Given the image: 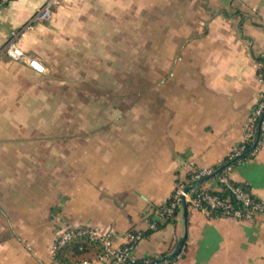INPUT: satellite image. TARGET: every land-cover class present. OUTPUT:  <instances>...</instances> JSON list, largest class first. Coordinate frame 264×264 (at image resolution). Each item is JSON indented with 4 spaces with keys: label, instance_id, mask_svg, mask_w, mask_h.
I'll return each mask as SVG.
<instances>
[{
    "label": "crops",
    "instance_id": "0c3cea01",
    "mask_svg": "<svg viewBox=\"0 0 264 264\" xmlns=\"http://www.w3.org/2000/svg\"><path fill=\"white\" fill-rule=\"evenodd\" d=\"M45 1L0 0V264H111L89 236L54 257L58 232L77 225L115 245L141 229L136 258L184 237L177 264H264V214L186 206L155 229L146 219L176 180L212 171L242 143L264 91V0H61L32 20ZM28 21L16 42L42 71L4 51ZM136 64L161 68L157 89H127ZM228 175L264 199V138Z\"/></svg>",
    "mask_w": 264,
    "mask_h": 264
},
{
    "label": "built area",
    "instance_id": "2783aa9c",
    "mask_svg": "<svg viewBox=\"0 0 264 264\" xmlns=\"http://www.w3.org/2000/svg\"><path fill=\"white\" fill-rule=\"evenodd\" d=\"M1 1L8 2L10 0ZM60 2L61 0H46L43 5L34 12L32 20L42 21L48 19L51 15L52 6ZM29 27H31V21L26 22L20 29L13 31L11 33L12 36L7 40L4 46V51L8 57L15 60H24L35 70L42 71L44 65L35 57L26 53L16 42V37L23 34ZM258 78L262 80L260 74H258ZM262 129H264V91L261 92L257 106L249 117L242 143L231 153L230 157L241 152L245 146V141L251 140L252 144L255 143L256 146L257 135ZM230 169L231 165H227L224 169V173L218 175L216 178L218 184H224L231 190L233 195L241 202L240 206L233 205L230 201V196L223 197L214 191L216 188L205 185L204 182L206 180L194 186L186 193L184 188L188 183L211 171L203 170L200 172H192L189 180H176L170 195V200L167 204H164L162 207L156 206L153 208L152 215L146 217L148 228L155 229L158 224L174 216L175 209L182 208L183 197L186 200V206L201 209L206 213L215 212V215L249 218L258 214H264V199L255 195L248 187L233 183L228 175ZM86 236L99 241L101 245L99 257L106 259L111 264H140L136 260L137 258L130 254V251L135 243L143 236V231L141 229L128 230L124 234L125 240L121 244L115 245L112 235L108 232H98L87 225L65 226L56 235L51 247L52 254L55 255L58 250L64 248L69 242ZM177 255L172 259L157 264H177Z\"/></svg>",
    "mask_w": 264,
    "mask_h": 264
},
{
    "label": "trees",
    "instance_id": "16d2710c",
    "mask_svg": "<svg viewBox=\"0 0 264 264\" xmlns=\"http://www.w3.org/2000/svg\"><path fill=\"white\" fill-rule=\"evenodd\" d=\"M257 60L261 63V65L258 67V70H257V73L260 74L262 80L264 81V55H259L257 56ZM264 138V129H262L259 134L257 135V142H256V145ZM245 146L244 148L241 150V152L237 155H234L232 157L228 156L226 157L221 163L215 165L213 168H212V171H215V170H218L216 172V174L213 176V177H217L218 175L220 174H223L224 173V169L227 165H234L236 160H240V159H244L246 157H248L249 155H251L252 153V150L249 151V152H246L244 153L243 155H241L244 151H246L252 144L251 140H248V141H245L244 142ZM241 155V156H240ZM195 172V171H193ZM230 180L233 182V183H238V182H235L233 181L231 178ZM238 184H241V183H238ZM221 185V187H220ZM244 185L245 187H247L245 184H242ZM215 192L219 193L221 196L225 197V196H230V201L233 203V205L235 206H240L241 202L233 195V193L231 192V190L226 187L224 184H219V187L216 188V190H214ZM170 200V197L163 203V204H160L158 205L159 207H162L164 204H167ZM180 208H176L175 209V214L179 211ZM174 214V216H175ZM210 214H216L215 212H211ZM174 216L172 217H169L167 219L170 220L172 219ZM63 249V248H62ZM58 250L56 253H55V256L56 258H60V251L62 250ZM153 259V257H138L136 260L140 263V264H148V262Z\"/></svg>",
    "mask_w": 264,
    "mask_h": 264
},
{
    "label": "rangeland",
    "instance_id": "374dc122",
    "mask_svg": "<svg viewBox=\"0 0 264 264\" xmlns=\"http://www.w3.org/2000/svg\"><path fill=\"white\" fill-rule=\"evenodd\" d=\"M124 69L121 73H126V69L127 67H120V69ZM129 69V72L132 73L133 72V75H134V82L133 83H128V88L127 89H134L135 91H141L145 88H147L148 86L151 87V89H157L158 87V82H157V79H159L160 77V72H161V68L156 65V66H141V65H137L133 67H128ZM120 74V78L122 77V79L125 77V74L122 75ZM121 80V79H120ZM157 82V83H156ZM77 87L78 90H83L84 88H88V85L87 84H83V83H78V84H75ZM121 85V83H120ZM122 86V85H121ZM121 89H125L123 87H121ZM142 95V94H141ZM140 95V96H141ZM78 101V98L76 99ZM135 102H136V105L138 104L137 102H140L142 101V97H139V96H136L135 97ZM120 105H125L124 103H121L120 102ZM104 118L108 120V117H109V114H103ZM87 120H89L88 118H90L91 120H94L95 119V115L94 114H88L86 115L85 117ZM58 120L60 122H62V117L60 115V117L58 118ZM73 120H79V115L76 114V115H72V121ZM58 131H56L57 133Z\"/></svg>",
    "mask_w": 264,
    "mask_h": 264
},
{
    "label": "water",
    "instance_id": "95a60500",
    "mask_svg": "<svg viewBox=\"0 0 264 264\" xmlns=\"http://www.w3.org/2000/svg\"><path fill=\"white\" fill-rule=\"evenodd\" d=\"M254 146H255V143H253V144H252V145H251L246 151H244L241 155H243V154L246 153V152L251 151V150L254 148ZM241 155H240V156H241ZM218 170H219V169H218ZM218 170L211 171L210 173L205 174V175L201 176V177L198 178V179L192 180V181H191L190 183H188V184L186 185V187L184 188L185 192L188 193V192H189L194 186H196V185L202 183L203 181H205V180H207V179L213 177V176L216 174V172H217ZM182 203H183V205H182L183 213H184V215L186 216V200L184 199V197H183V199H182ZM183 241H184V237L180 240V242L178 243L177 247H176L173 251H171V252H169V253H166V254H164V255L158 256V257H154L153 259H151V260L148 262V264H157V263L163 262V261H165V260H169V259L174 258V257L179 253V251L181 250L182 245H183Z\"/></svg>",
    "mask_w": 264,
    "mask_h": 264
}]
</instances>
